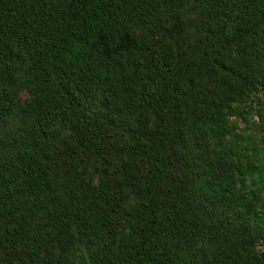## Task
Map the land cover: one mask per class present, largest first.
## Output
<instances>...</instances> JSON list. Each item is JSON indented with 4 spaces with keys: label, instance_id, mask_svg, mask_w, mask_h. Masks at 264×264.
Listing matches in <instances>:
<instances>
[{
    "label": "trees",
    "instance_id": "16d2710c",
    "mask_svg": "<svg viewBox=\"0 0 264 264\" xmlns=\"http://www.w3.org/2000/svg\"><path fill=\"white\" fill-rule=\"evenodd\" d=\"M262 96L264 0H0V264H264Z\"/></svg>",
    "mask_w": 264,
    "mask_h": 264
},
{
    "label": "rangeland",
    "instance_id": "374dc122",
    "mask_svg": "<svg viewBox=\"0 0 264 264\" xmlns=\"http://www.w3.org/2000/svg\"><path fill=\"white\" fill-rule=\"evenodd\" d=\"M258 108L260 109V112H261V114H262V121H261V122H263V124H264V96H262ZM253 120H254L255 122L258 121V120H259L258 116H253ZM261 122L259 121L260 124H261ZM240 126L243 127V124L241 123ZM258 132H259V137H260V138H259V142H260L262 145H264V139H263L264 131L258 130Z\"/></svg>",
    "mask_w": 264,
    "mask_h": 264
}]
</instances>
